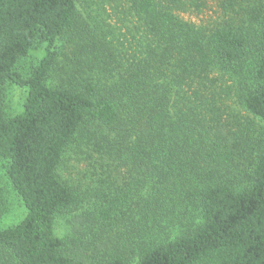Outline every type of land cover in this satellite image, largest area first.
Returning <instances> with one entry per match:
<instances>
[{"label": "trees", "instance_id": "trees-1", "mask_svg": "<svg viewBox=\"0 0 264 264\" xmlns=\"http://www.w3.org/2000/svg\"><path fill=\"white\" fill-rule=\"evenodd\" d=\"M0 162V264H264V0H0Z\"/></svg>", "mask_w": 264, "mask_h": 264}, {"label": "rangeland", "instance_id": "rangeland-1", "mask_svg": "<svg viewBox=\"0 0 264 264\" xmlns=\"http://www.w3.org/2000/svg\"><path fill=\"white\" fill-rule=\"evenodd\" d=\"M213 17L210 12H205L200 18L195 19H208ZM41 48H36L18 64V70L23 74H26L32 65H34L38 58L41 56ZM25 88L19 87L12 83H6L3 86V111L7 118L15 116L20 112L22 103L25 97ZM76 164L73 162H66L62 166V173L67 178L69 174H75ZM0 198L3 203V214L0 220V229L12 227L19 223L24 216V209L22 203L16 193L14 192L11 183L6 174V164L0 162ZM70 213L56 216L55 218V233L56 235L66 240L70 233Z\"/></svg>", "mask_w": 264, "mask_h": 264}]
</instances>
